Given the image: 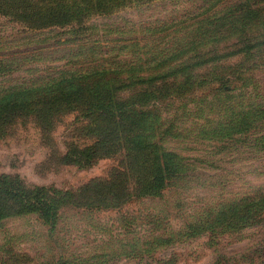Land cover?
Returning <instances> with one entry per match:
<instances>
[{
  "label": "rangeland",
  "instance_id": "rangeland-1",
  "mask_svg": "<svg viewBox=\"0 0 264 264\" xmlns=\"http://www.w3.org/2000/svg\"><path fill=\"white\" fill-rule=\"evenodd\" d=\"M85 27L32 31L0 15V98L166 50L162 64L181 71L157 80L168 84L148 105L161 124L150 135L183 159V175L160 197L87 188L125 162H70L71 147L91 142L75 113L51 128L18 118L0 135V176L45 189L58 212L53 226L37 213L1 219L0 264H264V0H155Z\"/></svg>",
  "mask_w": 264,
  "mask_h": 264
},
{
  "label": "trees",
  "instance_id": "trees-1",
  "mask_svg": "<svg viewBox=\"0 0 264 264\" xmlns=\"http://www.w3.org/2000/svg\"><path fill=\"white\" fill-rule=\"evenodd\" d=\"M153 1L0 0V15L32 31L68 28L76 32L85 30V23L93 17L111 16L122 9ZM150 56L154 60L143 59L140 66L99 60L85 70L60 72V77L52 82L5 93L0 98V135L5 127L21 117H33L40 127L51 128L60 115L75 113L84 124L82 132L91 142L82 149L71 147L66 153L70 162L83 167L99 159L115 157L125 162L119 170L115 169L113 177L95 181L87 188L131 191L113 193L126 196L127 201L160 197L183 175L184 163L180 156L166 152L152 140L150 133L161 124L148 105L157 102L159 94L164 93L162 88L168 84L157 80L181 70L162 64L169 58L166 50ZM0 65L1 75L4 65ZM144 66L149 67L144 71ZM148 68L149 74L142 76L140 72H147ZM163 68L165 71H161ZM162 72L167 74L162 75ZM174 89L176 87L170 91ZM122 92L124 96H120ZM43 190L25 189L19 180L0 176V220L37 213L53 226L58 205L44 197ZM223 214L219 212L215 222L220 231H227L229 225Z\"/></svg>",
  "mask_w": 264,
  "mask_h": 264
}]
</instances>
